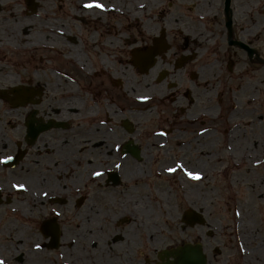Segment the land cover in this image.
<instances>
[{
    "label": "flooded vegetation",
    "instance_id": "af4514ba",
    "mask_svg": "<svg viewBox=\"0 0 264 264\" xmlns=\"http://www.w3.org/2000/svg\"><path fill=\"white\" fill-rule=\"evenodd\" d=\"M21 1L24 15L20 11V16L33 17L38 25L60 18L58 14L63 5L57 0H23L24 4ZM46 3L50 5L46 7ZM10 9L0 4V29H6L5 20ZM261 9L264 13V5ZM251 11L249 24L238 30V33L247 30L248 40L241 41L248 48L242 50L246 55V72L253 74L242 84L246 83L249 90L253 84H258L261 91L264 87V16L260 21L255 20L253 8ZM234 15L232 9L233 35L237 33ZM72 18L81 23L88 21L83 16ZM113 18L106 17V23L101 27H96L98 22L93 19L99 34L97 53L102 54L100 49L109 51L102 47V41L103 36L115 28ZM107 24L110 30L103 32ZM21 33L24 35V32ZM0 35L9 33L3 31ZM236 37L235 41L240 40ZM126 39L123 37L117 43L116 53L122 52V43L126 44ZM6 40L9 39L0 38L2 264H179V256L166 254L178 247L185 248L182 264H264V207L260 223L249 216V224L243 234L234 222L237 231L217 232L216 245L207 239L206 224L197 223L183 225L185 236L182 240L165 242L159 248L154 235L159 230L138 226L144 215L133 213L135 209L129 206L128 213L119 216L122 191L119 188H126L131 183L127 188L131 193H127L126 197L130 202H139L132 193L135 189L132 183L136 174H141L129 166L128 158L141 162L143 157L142 132L134 126L132 130H127L125 108L119 105L124 83L114 74L120 69L117 66L111 70L108 65L106 68L100 66L97 70L91 68V73L85 76L76 66L61 62L54 50L42 49L43 52H50L49 55L42 52L32 55L24 51L13 53ZM138 42L141 43L140 40ZM126 45L128 48L125 49L132 55L133 49H142L148 44ZM172 48L173 44H170L169 51ZM181 51L180 54L175 51L173 55L167 52L157 63L172 64L176 69H179L177 65L186 68L195 59L193 55L183 59L191 52L187 49ZM47 57L51 62L50 76L46 73L47 78H41L38 69L46 66ZM55 63L64 64V71L56 69ZM9 65L23 74L27 72L23 79L13 81ZM30 68H33V74L29 72ZM176 69L165 70L166 87H180L177 82L171 83L177 75ZM177 80L181 81V78L177 77ZM14 87H22V94L11 92ZM185 95L191 104L195 103L190 91ZM249 98L248 103L253 101V94ZM177 101H180L179 96L172 102ZM178 107L175 110H179ZM185 110L183 107L182 111ZM246 110L251 115L252 110ZM111 116L117 118V127L109 126ZM110 135L112 138L109 139ZM135 149L141 152L140 160L131 152ZM251 208L247 210L249 215L252 214ZM91 222L90 228H82V224ZM190 246L196 248L194 255L190 254ZM63 248H67V255Z\"/></svg>",
    "mask_w": 264,
    "mask_h": 264
},
{
    "label": "rangeland",
    "instance_id": "374dc122",
    "mask_svg": "<svg viewBox=\"0 0 264 264\" xmlns=\"http://www.w3.org/2000/svg\"><path fill=\"white\" fill-rule=\"evenodd\" d=\"M22 1L21 3L24 4V2ZM193 1L195 0L186 1V3H188V6L184 9L183 15H186L187 17H184L182 14L181 15L185 18L184 22H186L187 26L192 30L194 27V21L195 25L198 24L203 31L207 32H210V30L208 29L212 25L211 31L214 33L215 37L217 36L216 40L218 44L216 56L218 59L219 70H216V72L214 73L216 74V78H209V82H213L217 85V92L211 97H206L202 92L205 88V84L200 80L191 78L192 73L196 71V69L198 70L203 66V61H206L207 58H215V55L212 53V51H210L204 58H202L199 54L196 59L190 62V65L186 68L181 67L179 69H176L172 64L162 65L161 61L160 63H157L156 66L158 67V73L164 70H178L177 75L174 76V79L171 81V83L177 82V86L180 87L178 89L177 87H174V89L166 87L167 97H164V100L162 101L157 100L156 98H152L136 103L130 96L126 94L124 85L122 86L123 89L121 91L123 98H121V100L119 101V105L124 106L125 108V118L128 119L132 124H134L133 126L135 128L140 129L142 132L140 141L143 148L142 161L136 162L128 156V159H130L129 166L135 171L140 172V174L143 173L142 178H136V180L132 183L134 185L133 187H135L132 193L135 195L134 197H136V200L142 199L144 195L153 197L155 194L164 189L172 191L174 187L179 185L178 182L180 180V176L182 175V170L180 169L178 164H176L173 168L176 169L175 171H169L167 174L158 173L157 168L160 165L170 166L178 160L179 153L173 150L177 147L173 136L174 134L176 135L177 128L180 126V124H182V117L185 115V112L186 114L187 112H189L190 108L193 105L196 106V108L199 110L205 108L208 105L209 98H211L213 102L217 104L218 113H220V115L218 119L216 117V119L212 121L210 119L201 121L198 125V128H200L201 126L217 127L218 133L215 136L216 139L218 136V140H216V144H214V151H220V158L224 157L226 153L225 150H227V147L229 146L226 131L232 130L233 128V124H225L227 112L229 111L227 109L231 107V94L233 91H238L237 89L242 81L248 80L251 74L250 72H246L247 62L244 51L239 47L237 48L228 44L229 31L225 25L226 15L224 12V0H199L200 4L202 3V5L205 6L204 9L201 8L200 4H196L195 7H191ZM65 3H67V5L63 4L62 10H60V15L58 14L60 18L56 21V25H59V22L63 20H68L69 22H71L69 23V25H67V30L72 36V40L69 41V44L79 46L81 53L85 56V58H87L89 65L92 66L91 68L97 70L101 66L99 65L100 58H98L94 51H92L89 44V38L92 36L94 29L93 19H88L89 17H87L88 21L84 24L74 18L69 17V15L66 14V11L68 10V7L72 6L73 4H69L66 1ZM176 3L177 0H159L160 6L156 8L155 20L153 21V24L156 26V30L150 33V35H145L141 39V43L138 42L135 45L141 44V46H144L146 44H152L151 37H153V35L158 36L161 28H164L166 30L167 42L169 44H173L172 50L168 53L170 55H173V52L175 51L179 54L182 53L181 50L185 49L183 47L185 38L178 29L180 27L178 22L174 21L180 14L179 12H175L173 9V5ZM263 5L264 2H262V0H232V9L235 12L234 18L237 30V33L235 32V35L237 36V39L244 41L248 40L247 30H245V32L240 31L239 33L238 30L246 27L249 24L252 12L251 8H253V16L255 20L260 21L264 16L263 10L261 9ZM23 9L24 7L20 6L22 15H24ZM197 9L205 13L210 12L211 15L205 20L199 19L196 15L198 13ZM161 12L164 13L161 14ZM160 15H163V21L159 19ZM171 17L172 21H169ZM113 20L119 22V33L121 35H124V37H128L130 34L133 35L137 33L136 29H134L133 27L126 30L125 21L120 20L117 17H114ZM36 25H38L37 22ZM109 25L107 24L104 26V28L106 29L103 32H108L110 30ZM103 32L99 31V33ZM18 35L23 34L18 33ZM235 35H233L234 38ZM95 40L97 41L98 37H96ZM126 44L122 43V47L124 48L120 53H116V51L114 50H106L105 52L103 49L99 50L102 52V54L100 53L101 55H103L102 57H104L108 62L106 65L109 66L110 70L113 66H117L120 69V73H122L123 78H130L132 82V88L130 90H133L136 93H146L150 89H153V93H158L160 91L159 85L161 84L162 80H164L160 79L159 74H156L155 78H153L148 76L147 73H139L136 69H133L132 72H128L125 70L124 66L125 63H127L126 60L131 58V54L128 52V49H125L128 48ZM12 52L17 53V51H14L13 49ZM41 52L47 55L51 54L48 51L43 52L41 50L40 53ZM56 55L59 60L63 59L60 54ZM170 59L171 57L169 56L168 60L170 61ZM172 61L173 59L171 60V62ZM230 61H233L234 63L231 65V70L229 69ZM50 64V59L48 60L47 57L46 66H44V68H37L39 71L38 75H40L41 78H47L46 73L48 74V76H50ZM63 67L64 64L61 65L55 63L56 69L64 71L65 67ZM17 70L18 69L16 67L9 65V71L13 74V81L17 80L18 82L19 79H23L27 72L23 74ZM28 70H30L29 72L33 74V68H30ZM62 77L64 78V76ZM177 77L181 78V81L177 80ZM193 87H195V89H193ZM126 88L129 89L128 87ZM259 90L260 87L258 86V84H253V87H251V89L247 91L245 95L241 94L240 96H238L239 99H237L240 103L239 107L242 109L238 116V118H240V121L238 123L239 125L241 124V130H245L248 141H252V139L260 140V143L257 147L260 149L261 153L259 157L260 161L254 165L251 171L250 175L252 178L247 180L251 181V183L235 182L231 185L230 180H228V172L231 168V166H229L230 162H225L224 165L219 168L218 172L215 173V176L210 177L211 183L208 185V187L213 186V188L216 185V192L221 194H217L216 192L212 194H205V182H202L199 185L200 190L197 195L200 199L199 203H197L196 206H189L182 201H179L174 207L175 209H177L176 226L172 225L171 223L172 215H170L169 220H167L166 216L161 217V220L164 219L163 225L160 229L157 228L159 231H156V233L154 234L158 239V242H156L157 247H163L165 245V242L166 244L171 242L176 243L177 241L182 240V238L185 236V229L183 225H181L183 215L182 211L184 208H193L203 213L206 218L205 229L207 239L209 238L212 241L213 245L217 244V232H222L223 230L237 231V226L234 224V220L231 217L235 212L237 203L240 204L241 201H246L245 206H243L241 209V211L243 212L242 215L246 214L247 210L252 207V214H246V221L247 218L251 216L253 219L258 220L257 223H260L259 219L261 217L262 208L264 207V186L262 191L259 188L258 184H255L253 186V180L260 181V179H263L262 177L264 175V87L261 91ZM187 91H190V93L192 94L195 100L194 104H191L189 97L185 95ZM197 93H199V95ZM251 94H253V101H250V103H248V101L251 100L249 98ZM176 96H179L180 101H177L178 103H173L172 101ZM176 106H179V110H175ZM183 107H185L187 111H182ZM246 109L252 110L251 115L249 114L250 111ZM243 117L247 119L244 120L242 119ZM241 120L243 121L241 122ZM116 121L117 118L111 116L109 126H111V128L116 126ZM184 124L187 126L186 123ZM195 128H197V126H191L190 130H193ZM156 133H162V136L166 141L164 146H157L155 144L154 134ZM186 138H189V134H186ZM243 138L238 139L239 141L237 142V144L234 143L235 148L242 149L247 144L246 137L243 136ZM235 139L236 137H233V141H235ZM253 142L255 143L256 141ZM128 184L126 188L125 186H123L122 188L118 189L122 190L121 194L118 193L121 195V199L126 198L127 193H131L127 189L131 183ZM225 206L228 207L226 208ZM223 217L228 219H224ZM254 229H256V223H254ZM210 232L213 233L211 236L209 235ZM63 249L64 254L67 255V248ZM64 254H62V256H64Z\"/></svg>",
    "mask_w": 264,
    "mask_h": 264
},
{
    "label": "bare ground",
    "instance_id": "6f19581e",
    "mask_svg": "<svg viewBox=\"0 0 264 264\" xmlns=\"http://www.w3.org/2000/svg\"><path fill=\"white\" fill-rule=\"evenodd\" d=\"M50 0H46L49 2ZM58 4L65 5V1L69 4H73L72 7L68 10L69 16L79 18L81 16L88 17L92 16L94 20H97L98 25L96 27H101L106 23V17H117L120 20H124L126 22V30L130 28L136 29V34L130 35L126 39V42L132 46H135L138 40L141 39L145 35H150V33L156 30V26L153 24L155 20V11L159 4V0H57ZM187 0H177V3L173 5V9L175 12H179L180 14L174 20L179 24V30L184 35L185 43L184 48L189 50L191 54L194 56V59L200 54L202 58H204L210 51L215 55L214 59L207 58L206 61H203V66L198 70L194 71L191 75L192 79H197L202 81L205 84V88L202 91L203 95L206 97H211L217 92V85L213 82H209V78H216V70H219L218 59H217V36L215 37L214 33L211 31V27L208 29L210 32L203 31L202 28L197 24L195 25V21L193 24V31L187 26V23L184 22V17H187L184 14V9L188 6L186 3ZM63 2V4H62ZM0 4L3 7H11L10 11H8L6 18V29H0V32L7 31L9 35L1 37L8 38L6 40V44H8L12 49L16 51H24L28 54H38L42 49H49V51L54 50L60 54V56L66 60L65 62H70V64L77 66L78 69H81L85 76H88L91 73V66L87 58L81 53L79 46H74L69 44V41L72 39L71 34L67 30V25H69L68 20H63L59 22V25H56L55 20H50L46 24L36 25L33 17H21L20 16V0H1ZM67 4V3H66ZM88 4H102L104 7H86ZM196 4H200L199 0L193 1L191 7H195ZM50 3H46L45 6H49ZM201 8L204 9V5L200 4ZM172 6V4H171ZM200 8V7H199ZM200 8V9H201ZM52 10V8H51ZM197 17L199 19L205 20L211 14L210 12H203L197 9ZM47 13V11H45ZM164 12H161L163 14ZM184 16H182V15ZM163 15L159 16V19H162ZM183 18V19H182ZM49 20V19H48ZM114 23V27L109 31V34H105L103 36V46L108 48L109 50H114L118 47V42L122 40L124 35L119 33L120 24L118 21L112 20ZM169 21H172V17ZM184 22V23H183ZM24 32V35H18V33ZM99 37V34L96 32V29H93V34L89 38L90 48L99 59V65L105 67L107 62L104 60V57L97 53V46L95 38ZM22 41V42H21ZM67 47V51H66ZM203 51V53H202ZM217 60V64H216ZM106 68V67H105ZM125 70L128 72H132L135 69V66L125 63ZM198 68V67H196ZM158 73V67H155L148 73V76L155 78V75ZM116 77H121L123 79L124 88L126 94L130 96L136 103L149 100L152 98H156L157 100H164L166 98V82L163 81L159 85L160 91L158 93H153V89H150L148 92L144 93H136L132 88V82L130 78H123L122 73L116 72L114 74ZM147 76V77H148ZM68 80L70 77H67ZM67 80V81H68ZM128 87L129 89H127ZM238 91H233L231 94V107L227 110V117L225 124H233L232 130L226 131V135L228 136L229 146L227 150H225L224 157L220 158V151H214V144H216V140H218V136L216 139L218 129L215 126H201L198 128V125L201 121H205L207 119L215 120L216 117L218 119L220 113H218V106L213 102L211 98L208 100V105L205 108L197 109L196 106H192L189 112H185V115L182 117V124L177 128L176 135L174 134V140L177 145L173 150L178 154V160L175 161L170 166L160 165L158 169V173L167 174L169 169H173L176 164L183 165L182 175L180 176V180L178 182L179 185L174 187L172 191L164 189L153 197H149L148 195H144L139 202H130L129 197L122 198L119 200L120 212L119 216L128 213L129 206H132L135 210L133 213L140 214L143 218L138 223V226L141 228H158L160 229L163 225V221L161 217L166 216L169 220L170 215H172L171 223L176 226V214L177 209L174 207L177 205L179 201L190 205L196 206L199 203V185L202 182H205V194L206 193H214L216 192V185L208 187L211 183L210 177H214L215 173L218 172L219 168L224 165L225 162H230L229 166H231L230 171L228 172L230 184H234L235 182H249L247 181L251 179V171L256 163L260 161L259 157L261 155L260 149L257 148L260 140L255 139L252 141L247 140V136L245 130H241V124L239 125V113L242 109L239 107L240 103L237 99L241 94L245 95L249 88L246 83L240 84ZM133 91V92H132ZM235 96V97H234ZM176 109V108H175ZM187 111V110H186ZM242 119L246 120L245 117ZM243 120H241L242 122ZM186 123L187 126L184 124ZM191 126H197V128L190 130ZM98 127L94 128L95 130ZM186 134H189V138H186ZM155 144L157 146H164L165 140L162 136V133L154 134ZM246 137L247 144L242 148H235L234 143L237 144L238 139ZM233 137H236L235 141H233ZM112 136H109V139ZM244 140V138H243ZM253 141H256L255 143ZM255 144V145H254ZM111 145L109 146V151H111ZM96 152V150H95ZM193 173V176H189L188 173ZM196 175H199V179L194 178ZM143 173L141 175L136 174L135 178H142ZM263 179L260 181L253 180V186L258 184L261 191L264 186V175ZM199 188V189H198ZM217 193V192H216ZM221 194V193H217ZM260 196V195H259ZM152 200V201H151ZM132 203V204H131ZM241 204V205H240ZM237 203L235 212L232 216L234 218V222L237 224L239 231L244 234V231L247 229V225L249 224V218L246 221V214L242 215L241 211L242 207L245 206L246 201H241ZM228 207V206H226ZM246 212V211H245ZM97 214V213H95ZM91 223L82 224V228H90ZM155 229V228H154ZM243 237V236H242Z\"/></svg>",
    "mask_w": 264,
    "mask_h": 264
},
{
    "label": "water",
    "instance_id": "95a60500",
    "mask_svg": "<svg viewBox=\"0 0 264 264\" xmlns=\"http://www.w3.org/2000/svg\"><path fill=\"white\" fill-rule=\"evenodd\" d=\"M230 3H231V0H226V2H225V9H226V12H227V15L229 16V9H230ZM227 26L230 28V26H231V20H230V18H229V21H228V23H227ZM165 49V47H162V46H158V47H156V49H154L153 51H151L148 55V57H149V61H147V62H149V64H153V62H154V56L157 54V53H159L161 50H164ZM146 64V63H145ZM179 255H181V253H179Z\"/></svg>",
    "mask_w": 264,
    "mask_h": 264
},
{
    "label": "snow or ice",
    "instance_id": "6c2138e0",
    "mask_svg": "<svg viewBox=\"0 0 264 264\" xmlns=\"http://www.w3.org/2000/svg\"><path fill=\"white\" fill-rule=\"evenodd\" d=\"M93 6H95V7H100V8H103V7H104L102 4H95V5H93V4H88V5H86V7H93ZM179 167H180V168H183V165H180ZM175 170H176V169H169V171H175ZM97 175H99V173H97ZM188 175L191 177V176H193V173L189 172ZM194 178L199 179L200 177H199V175H196ZM0 264H2V262H0Z\"/></svg>",
    "mask_w": 264,
    "mask_h": 264
}]
</instances>
